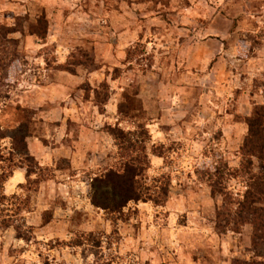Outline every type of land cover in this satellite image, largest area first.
<instances>
[{
    "label": "rangeland",
    "instance_id": "374dc122",
    "mask_svg": "<svg viewBox=\"0 0 264 264\" xmlns=\"http://www.w3.org/2000/svg\"><path fill=\"white\" fill-rule=\"evenodd\" d=\"M259 105L264 0H0V177L30 165L13 128L38 161L31 181L0 183V264H264L251 227L217 231L207 183L239 169ZM134 122L151 135L146 183H170L168 200L110 215L90 200L119 164L105 129Z\"/></svg>",
    "mask_w": 264,
    "mask_h": 264
},
{
    "label": "trees",
    "instance_id": "16d2710c",
    "mask_svg": "<svg viewBox=\"0 0 264 264\" xmlns=\"http://www.w3.org/2000/svg\"><path fill=\"white\" fill-rule=\"evenodd\" d=\"M102 97V98H101ZM109 101L108 93L100 95L96 92L95 104L99 107ZM101 109V108H100ZM120 115L131 120L128 106L121 104ZM26 120L23 127L29 124ZM133 129L127 130L117 126H107L106 132L112 137L118 149L119 164L92 180L90 200L92 205L110 215L122 214L131 203L152 202L162 206L168 200L170 183L156 192L147 182V172L151 168L148 143L151 135L146 125L134 122ZM247 136L241 148V163L237 170L220 164L207 174V183L213 198H222V206L216 212L217 231L222 233L228 229L241 233L244 227L252 229V244L258 249L264 248V105H259L247 119ZM13 128L14 145L22 152L21 156L28 164H19L10 168L0 177L4 186L14 176L16 169L27 170V180L34 176L38 161L29 154L26 134H18ZM10 131L0 126V141L9 137ZM162 157V153L154 152ZM238 179L245 185L242 196L235 197L229 190L228 181ZM4 212V211H3ZM6 212V211H5ZM19 212V211H18ZM11 216H4L2 225L6 229L17 227ZM18 231L20 228L17 227ZM21 233V232H20Z\"/></svg>",
    "mask_w": 264,
    "mask_h": 264
},
{
    "label": "crops",
    "instance_id": "0c3cea01",
    "mask_svg": "<svg viewBox=\"0 0 264 264\" xmlns=\"http://www.w3.org/2000/svg\"><path fill=\"white\" fill-rule=\"evenodd\" d=\"M27 178V174L24 169H21L20 171L16 172L12 178V182L19 181L17 183H20L24 181V179Z\"/></svg>",
    "mask_w": 264,
    "mask_h": 264
}]
</instances>
